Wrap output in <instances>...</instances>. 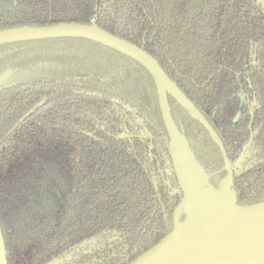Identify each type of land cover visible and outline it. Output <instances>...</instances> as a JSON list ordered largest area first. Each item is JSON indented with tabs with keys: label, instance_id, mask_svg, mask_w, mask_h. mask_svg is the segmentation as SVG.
Instances as JSON below:
<instances>
[{
	"label": "trees",
	"instance_id": "16d2710c",
	"mask_svg": "<svg viewBox=\"0 0 264 264\" xmlns=\"http://www.w3.org/2000/svg\"><path fill=\"white\" fill-rule=\"evenodd\" d=\"M59 23H94L155 59L222 145L237 205L264 202L260 0H0V31ZM168 104L217 188L222 152L170 96ZM182 198L143 66L80 38L0 45L6 264H130L172 231Z\"/></svg>",
	"mask_w": 264,
	"mask_h": 264
},
{
	"label": "water",
	"instance_id": "95a60500",
	"mask_svg": "<svg viewBox=\"0 0 264 264\" xmlns=\"http://www.w3.org/2000/svg\"><path fill=\"white\" fill-rule=\"evenodd\" d=\"M260 2L262 4V8L264 9V0H260ZM58 38L85 39L115 50L143 66L151 75L156 86L158 106L168 136V152L183 198L175 210V220L172 231L158 244L136 258L130 264H147L150 259L158 254L175 237L178 231L191 221L193 216V200L213 206L232 216L252 214L258 210L264 209V202L250 206L237 205L235 195L230 190L232 181L231 166L225 157L224 149L217 140L216 135L196 108L177 87V85L164 73L157 61L142 50V48L127 40H123L112 35L111 33L99 28L94 23H91L90 25L79 23H59L44 27L23 26L0 31V45ZM168 96L172 97L182 108H184L193 119L197 120L204 127H206L213 140L218 144L220 151L224 156L227 175L219 183L217 188L210 185L207 176L195 160L186 138L176 127L170 114ZM190 165H195L197 172L192 174L193 172L190 170ZM220 191H222V194L226 199L211 195V192L218 193ZM180 212L185 214V220L183 222L177 221V217ZM84 245L85 244H82L81 246ZM61 261L62 260L60 259H54L46 264H60ZM0 264H6L5 249L1 232Z\"/></svg>",
	"mask_w": 264,
	"mask_h": 264
},
{
	"label": "bare ground",
	"instance_id": "6f19581e",
	"mask_svg": "<svg viewBox=\"0 0 264 264\" xmlns=\"http://www.w3.org/2000/svg\"><path fill=\"white\" fill-rule=\"evenodd\" d=\"M192 209L191 221L147 264H264V209L232 216L197 200Z\"/></svg>",
	"mask_w": 264,
	"mask_h": 264
},
{
	"label": "flooded vegetation",
	"instance_id": "af4514ba",
	"mask_svg": "<svg viewBox=\"0 0 264 264\" xmlns=\"http://www.w3.org/2000/svg\"><path fill=\"white\" fill-rule=\"evenodd\" d=\"M251 105H253V106H255V102H254V100H253V102H252V104ZM206 128V127H205ZM206 131L208 132V130L206 129ZM209 134V133H208ZM210 136V135H209ZM211 138V137H210ZM211 140H212V142L214 143V144H216L217 145V147L219 148V146H218V144L211 138ZM219 150H220V148H219ZM221 152V151H220Z\"/></svg>",
	"mask_w": 264,
	"mask_h": 264
}]
</instances>
